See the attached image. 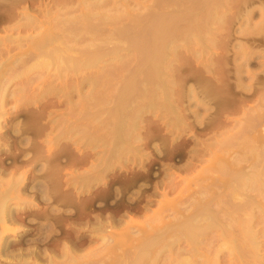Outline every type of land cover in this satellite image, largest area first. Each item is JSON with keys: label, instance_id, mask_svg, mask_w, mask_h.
<instances>
[{"label": "rangeland", "instance_id": "1", "mask_svg": "<svg viewBox=\"0 0 264 264\" xmlns=\"http://www.w3.org/2000/svg\"><path fill=\"white\" fill-rule=\"evenodd\" d=\"M84 1L85 0L83 1L81 0H41V1L40 0H21V1L0 0V20H1L0 38L2 36L7 38L8 36L9 38H7V40L10 41V38H14V40H17L19 36L20 37L23 36L27 38L29 35L34 37L36 35H39L40 32L43 33L44 30L47 32L48 28L52 29L53 32L59 33L60 30H58V26L55 25L54 23L55 20L58 17H60L59 19H65L67 16H71V14L72 15L75 13L76 15L79 14V12L82 11L83 5L82 6L78 5V2L81 4V2ZM96 1L97 0H95L94 2ZM172 1L175 2L176 6L172 5L170 2L168 4L169 5L168 7V5L166 6V3L164 4L162 0H157V1L156 0H127V1L101 0V2L100 0H98L97 2H99L98 3L99 5L103 4V6H105L106 9L107 7L108 9L111 8L113 9L116 7L122 10L126 6L130 12V15H132L133 17H139V16L144 17L142 18V19L146 18L144 22L151 23L155 21L153 19L158 18V15L165 16L166 14L169 15V13L172 15L183 13V11L188 9L187 6L190 3L187 2L189 0L187 1L178 0V2L176 0H172ZM220 1L225 2V4L222 2V5L225 6H221V9H219V11L220 10L221 11L217 12V14L219 15L221 14L219 20L217 17L218 15H216L215 21L214 20L211 21L210 19L204 20L206 22V26L207 25L208 26L205 27L204 25L206 31L202 30L198 34L199 38L198 36L196 37V39L191 37L194 40L190 39L188 40V42H187V38L186 39L184 38L182 40L184 42L186 40L187 42L186 44L188 45L182 43L183 41L181 40L180 41L181 43L179 42L181 44L179 45V48L174 50V51L178 50L175 52L176 55L174 54L175 55L174 56L173 53L170 52L173 62L172 61L170 62L172 67L170 66L171 69V70L169 69L170 71H168L167 68L168 74L166 72L167 74L166 76H168V80H170L171 83H169L168 81L170 85L169 84L167 85V91H165V96L163 97L158 96L160 98L157 97L158 99H155L157 100L156 102L159 105L168 104L169 106H171L169 110L165 109L166 107L163 108L164 107L163 105L159 106L156 102L155 103L157 104V106L155 108L153 106H151L153 108L147 106L148 104L146 105L147 108L146 107L143 108V105L141 106V104L139 107L137 106V108L128 107L130 108L129 110H131V112L127 110L128 114H130L131 116L134 115L131 118L135 122L134 121L131 122H134V126L136 127V128L134 127V129L131 130L133 133L132 132L130 133V129L127 130V132L130 133V135L128 136L130 137L132 134L133 137V138L132 137L129 138L128 143L126 141V138L125 140L123 139L124 141V142L122 141L123 143L114 140L112 141V139H110L112 138L113 133L111 132L109 133V131L113 130V128H111L112 127L111 124L114 123L110 121L109 124V121H107L108 118L106 116L107 112L105 113V110L108 111V108L109 109L112 108L113 102L111 104L109 103L106 105L102 104L101 107L95 106L96 108H94L93 106V109H90L92 107L88 108L87 112L91 114V117L93 119L92 120L93 124L92 121L83 120L84 117L82 115L83 112L85 113L86 111V109L84 110V107H81L79 105H78L79 108L81 107L80 109L78 107H75L80 97H83V95L85 96L88 93L89 85L88 82H85L90 77L89 76L90 74L88 73H87L88 75L86 74L84 76L82 74L76 77L75 75L71 76L70 73L67 74L69 78L64 75L63 76L58 75L60 77L59 78L56 75L57 73L53 75L54 74L53 69L43 71L44 73L43 72L39 73L37 70H32L28 74L26 73L23 74L24 76L23 75L19 77L16 76V78L12 77L13 80H11L12 79L11 78L9 79V82L7 81L6 83H3L4 86H6L8 83L9 84L7 85L6 90L4 89V94L7 95H5L6 97L3 100L6 101L7 103L5 104V106H3L4 108L2 107L3 109L0 108V125H1L0 137H2V139L0 140V163H1L0 189H2L0 193L3 191L4 192L6 191L7 193L9 188L7 189L6 187L10 186V184H14L16 182L14 180L20 179V183L19 185H17L19 187L18 189L20 192L16 193L13 191L15 194L12 192L13 194L11 195L10 193L11 190H9L10 194L5 193V195L8 196L5 198V200L9 198V200L6 201L7 202L9 201L10 204L12 203L11 205H13V202L15 201L14 202L15 204L12 206L13 208L23 206V210L21 209L22 211H19L20 212L18 214L19 221L17 223L19 225L23 224V226H26L25 230L23 229L18 230V228L16 227L17 229L16 233L8 235V238L10 240L16 239L17 237L22 235H24L25 237H34V235L36 236V234L38 233L40 237V235L46 234L49 231V229L45 230L48 228L47 226H45L47 223H43L44 221L42 222L43 219L41 220V218L40 220L37 219L40 222L35 221L36 217L39 216V214H41L45 210L50 208L49 209L50 211L54 212L53 209H55V212L57 213L56 214L54 212L53 214V212H51L50 213L52 214L51 216L57 218V216H60L63 213L62 211L66 209V207L62 206L63 204L62 195L64 194V197L72 195V197L73 196L75 197V200L78 203V208H79L78 210L76 209L77 210L76 213H78V215H75L76 217L72 219L73 223L76 222L75 223L76 227L80 228L81 225L85 227L87 223L86 221L87 219H90V222L94 221L95 220L94 218L101 217V214H103L102 216L104 217V219L115 218L113 220L116 221L113 220L111 221L113 222L112 224L115 223L116 227L118 226L117 227L118 229L114 227L115 229L113 228L112 233L115 234H113L114 236L110 235L114 238V240L113 238L111 239V237L109 236L110 233H108L109 232L108 230L110 228H107V231H105L102 234H100L101 232L100 233L95 232L93 234L94 238L92 243H94L93 244L94 246L92 245V243L90 246L81 245L79 251V253H81L82 251L83 253H86L89 249L90 250L93 249L94 256H96L97 259L100 258L99 256H102L105 259L104 256H106L105 259L106 262L108 264L109 263L112 264L111 262L114 261V258L117 259L118 257H120L121 254L125 252L124 250H129L126 248L133 247L132 244H135L137 242V239L145 236V234L142 233H147L146 231H148L149 233L151 232L150 224L146 225V227L144 226V229L137 227L138 224L137 225L135 224L136 227H132V228L131 226L128 227L129 225L126 226L127 219L129 217L130 218L133 217L132 221L134 220L133 222L135 223L146 224L147 221H149L152 226L158 225L159 215L166 217H173V215L175 214L174 212L176 211L174 207L183 210L184 208H186V206H188L189 203H193L194 199L197 198L202 199L204 196H206V199L207 198L211 199L214 196L213 195L209 196L207 194L210 191L213 193L215 192L216 194L223 192L222 195L226 193L224 196L226 197L227 193L229 192V189H227L226 187L229 188L234 184V183L231 184L232 183L231 178L233 173H235L236 170H238L237 173H239L240 171L239 169H241L242 171V167L247 168V169L243 168L245 172L248 169H250L249 171L253 169L250 168L253 164V163L250 164V161L253 160L252 159L253 154L250 153L257 154L258 151L259 154V152H261V149H264V144H263L264 143V61H263L264 60V55H263L264 54V0H220ZM156 2L159 3L162 2V3L160 4L157 3L158 4L157 6ZM115 4H117V6L114 7L113 5ZM160 6H162V8ZM175 7H177L178 10ZM171 8H173V10ZM149 9L153 12L151 14H153L154 16L150 14L151 11ZM200 10L199 11L196 10L197 11L196 13L199 14V17H201L204 13L202 12L203 9ZM13 12L15 13L14 15ZM57 13L59 15L58 17H57ZM63 14L65 16H63ZM23 16L28 21L29 19L27 17L30 16V22L34 23L33 26L38 25V27L36 26V28L27 29L28 31L26 30V32L24 31L25 29L23 30L13 29L16 25L19 26L30 25L26 19L25 20L28 23L24 20ZM148 16L150 19H152L153 17L155 18H153L152 21L148 19ZM31 19L33 21H31ZM213 21L215 22V24ZM132 26L135 25H130V27ZM136 27L137 26H135V28ZM9 28H11L12 30H10ZM135 28L133 27L131 29L132 30L131 32L133 34L135 33L136 30ZM59 29L61 28L59 27ZM107 30H104V32H106ZM6 38L4 39L1 38L2 40H4L3 43H5ZM29 40L27 39L26 41H23V43H20V48L19 45H17L18 46L17 48L15 44L16 48L15 49L13 48L14 49V51L12 50L13 52L11 51V54L14 55V58L11 59V62H9L10 60H7L6 62L9 63L5 64L6 67L4 66V68H7L8 70L6 69L5 71L6 73L1 70L2 72L0 73L2 74L12 73L13 75L15 74L17 75L16 71L20 67L18 68V65L16 66L14 65L16 62L18 64L22 63V61H20V59L21 60L23 59L21 54H23L26 51L27 53L34 52L31 51L33 49L32 41ZM8 42L6 44L7 46L9 45ZM10 42H13L14 44L15 41L12 40ZM15 43H17V41ZM100 44L102 43L100 42ZM100 44L98 42L99 46H101ZM112 47H114L113 44L108 45V48H112ZM30 48L32 49L30 50ZM94 48L96 49V47ZM5 51L6 50L0 52L1 53L4 52L5 54L6 53ZM101 51L103 53L102 52L99 53L100 54L99 56H102L104 54L102 48ZM1 53H0V57L1 56L3 57L4 54L1 55ZM6 54L3 57V59H1L2 61L4 60L3 62H5L6 60L5 59V57H7ZM32 57L33 56H31V60L30 58L27 57L28 58L27 60L25 59L24 56L23 62L25 60L28 63H30L33 59ZM1 60L0 62L2 63ZM131 62L135 64L134 60L130 61V63ZM25 64L26 63H22L21 67ZM130 65H132V63ZM9 67L12 68L10 72H8L10 69ZM124 72L123 75L128 73V72L127 73ZM235 73H238L240 77L239 75L237 76V74ZM37 75H38L37 78L39 77L41 78L35 79V81H33ZM257 75L259 78L257 77ZM53 76L54 77L57 76L59 79L57 77L53 79L54 78ZM63 77L65 78L62 79ZM81 77L83 80L81 79ZM85 77H87V79H85ZM122 78L119 79L122 80ZM29 79L32 81L30 82ZM0 80H3V76L1 75H0ZM120 80L119 81L118 79L115 81L113 80L115 86L113 84V88L111 87L112 90L110 91H112L111 92L112 94L114 93L113 89L115 90L116 88L119 87L120 83L117 84V82H120ZM193 89L198 91L200 95L194 90L196 92L195 94ZM192 91L194 92V94H192L193 93ZM1 93L2 92H0V94ZM142 94L144 95L145 93ZM188 95L189 97H187ZM192 95L196 98H194ZM201 98L203 100L200 102ZM110 99L111 98H109V100ZM146 100L147 102L145 101V104L149 103V99L147 98ZM148 107L149 109L151 108L152 110L150 109L149 111ZM199 110L200 112L198 113ZM91 112L94 113L93 114L94 116L92 115ZM103 112L105 113V115ZM98 115L100 117L102 116V118H99ZM251 116H254L252 117L253 119L251 118ZM249 117L251 118V120L249 119ZM257 117H259V119ZM97 118L99 120L104 119L103 121L106 120L108 123L100 120L102 122H100L99 124ZM255 118H257L258 120L256 119V121L254 122ZM183 120H185V122ZM246 120H250L251 124L249 123V121ZM107 124L109 126L111 125V127H109ZM248 124L249 126H246ZM250 125L251 126L254 125V126H252V128H248L250 127ZM20 129H23L22 131H24L23 133L20 131L22 134L19 131H17ZM37 129L39 130V132ZM125 129H128V125L127 128ZM83 132L85 133V135ZM239 132H240V136L234 137V135L237 133L239 134ZM227 138L228 139L230 138V143L226 140ZM106 139L107 141L110 140L109 143L105 141ZM223 140H226V142H228L229 145L224 143ZM88 141L91 143H89ZM221 141H223L224 144L221 143ZM215 142L216 144L217 143L218 144L215 145ZM211 144L215 146H211ZM110 145L112 147H110ZM142 152H144L145 154ZM249 156H252L251 160H249L250 159ZM32 159L34 160L31 161ZM200 161L202 162V164ZM189 164L190 167L188 168ZM44 166L47 168H45ZM259 167H260L259 169H261V166ZM187 169H189L190 171ZM6 172L9 173L6 174ZM222 172L225 173L224 176L222 175L221 177V174H223ZM228 173L231 176V178L229 177V175L227 176ZM15 175H17V177ZM14 176L16 177V179H14ZM6 177H8V179ZM223 177H226L228 179L227 180L226 178H224L226 179L227 183L224 182L225 180L223 179ZM1 178L3 179L5 178L4 179L5 181ZM229 178L231 181L229 180ZM172 179L174 180L172 181ZM7 182L10 184H7ZM4 184L5 186H3ZM169 184L170 186L173 185L172 186L173 189L171 190V192H168L165 197L166 200L167 199L168 200L164 201V198L160 197L158 194V191L161 189L159 187L161 186L162 188L163 187L166 188L167 186H169ZM224 184L226 185L225 187L226 189H224L225 186ZM177 185H178V189H177ZM205 191L207 192L205 193ZM251 193H249L250 195L248 196L252 197L255 203H257V205H255L253 210L254 211L253 213H255L254 216L255 219L253 222L254 224H252V229L257 234L256 248L258 249L256 251H257V256L259 257L260 255V257L258 258L259 260L255 259L256 261L255 260L254 261L255 264H261L262 262L264 263V197L259 196L258 193L256 192L252 194ZM25 194H26V198L24 196ZM18 195L21 196L20 198L22 199H20L19 197H18L19 199H16ZM13 197L15 198L12 199ZM30 198L32 200H30ZM175 200L177 203L176 202L174 203ZM28 201L30 202L29 205L27 203ZM145 202L149 205H147ZM79 203H81V205ZM128 203L131 204L129 205ZM30 204L31 205L38 204L39 206L36 205L35 207L38 206L36 209L34 206L30 207ZM26 206L27 208H25ZM157 206L162 207V209L160 208L162 210V211L160 210L162 213L159 211V207ZM156 208L157 210H155ZM156 211H157L156 219L154 218L155 220L153 221L154 222L153 223L149 217L153 216L152 215L153 212ZM67 212L65 214H67ZM128 212L129 214H127ZM77 216H79V219L77 218ZM30 218L34 219L33 221L35 223ZM27 220H31V221H27ZM143 220L145 222H143ZM77 222L78 224L82 222L84 223V225L81 223V225L78 226ZM124 222L126 225L123 224ZM67 224L65 223L63 225L66 227L57 226V224L54 225L52 230L55 231L52 232L55 233L51 235L56 237L57 234L58 235L61 234V231L63 232V229L65 232L68 229ZM112 224H110V226H112ZM122 224L124 226H122ZM135 225L133 224V226ZM82 226L81 228H83ZM138 228H140V232L137 231ZM80 229L79 231H81ZM126 229L129 231H127ZM42 230L44 231V233ZM67 231L70 234L69 232L70 230L68 229ZM103 237L107 239L105 240L103 239ZM108 237H110L109 238L110 240L108 239ZM51 245L52 244H50V246ZM17 247L18 246L15 247L10 246L8 247L6 252L12 253L13 251H15V249H17ZM103 248L104 250H102ZM215 248L217 249V247ZM215 248L213 247L209 248V246H207V248L204 249L203 252L204 253L206 252V255L211 257L213 256L212 255L213 251L216 250ZM222 248L221 250L217 249L219 250L218 252L219 258L217 259L219 263L218 262H213V263L249 264L248 262L245 263L244 259H241L243 260V262L240 261L241 263H239L238 261L240 260V258L238 260V257L235 256L237 255L236 254L237 252L231 254L230 252L231 248L230 249L227 247H224L223 249ZM105 253L106 254L108 253V256ZM233 256H235V258L237 259H235ZM93 258L91 257V259ZM101 258L100 260L98 259L100 262L97 264H101V260L103 263V259ZM233 259L236 261H234ZM92 261L93 262L95 261L94 263L96 264L95 258ZM88 262H90V260ZM106 262L104 261L103 264H107ZM209 262L206 263L205 261L202 263L209 264ZM251 263L254 262L252 261ZM91 264L93 263L91 262ZM158 264L161 263L159 262Z\"/></svg>", "mask_w": 264, "mask_h": 264}, {"label": "bare ground", "instance_id": "2", "mask_svg": "<svg viewBox=\"0 0 264 264\" xmlns=\"http://www.w3.org/2000/svg\"><path fill=\"white\" fill-rule=\"evenodd\" d=\"M3 1H5V0H3ZM81 1H83V0H81ZM94 1L95 0H89V1L85 0L84 2H81V4L78 2V5H81V6L83 5L82 11L79 12V14H77V15H76V13L73 14V15L71 14V16H67L66 15L67 17L65 19H59L60 17H58L59 15L57 13V17L58 18L55 20L54 23H55L56 26H58V30H60L59 33L53 32L52 29L48 28L49 31H48V29H47V32L44 30L43 33L40 32L39 35H36L34 37L33 36H29V35H28L27 38L23 37V36L22 37L19 36L17 38V40H14V38H10V41H12V40L15 41V42L17 41V43L14 42V44H13V42H10L9 40H7V38H9L8 36H7V38L4 37V36L1 37L2 39L6 38L7 41L5 40V43H3L4 40H2L0 38V41H1L2 44L6 45L7 42L9 41L13 45L12 46L9 42H8V44H9L8 46L7 45L6 46L2 45L0 43V48H1L0 51L6 50L5 52L7 53V54L5 53L7 55V57H5V59H6L5 62L7 60H10L9 62H11V59L14 58V55L11 54V51L12 50L14 51V49L16 48L17 45H19V48H20V43H23V41H26L27 39L28 40L30 39L29 41H32L33 49L30 48V50L32 49L31 51H34V52H29V53H27V51H26V52L23 53L24 55L21 54L23 59H24V56H25V59H27V60H28V58H30V60H31V56H33L32 57L33 59H32V61L30 63H28L25 60L23 62V59L22 60L20 59V61H22V63H26L25 65H23L24 67L23 66L21 67L22 63L21 64L19 63L20 64L19 65L16 62L14 66L18 65V68L20 67L19 69H22V70H19V69L17 70L16 69L17 70L16 71L17 75L16 74L13 75L12 73L11 74H9V73L5 74L6 73L5 71H6L7 68H4V66H5V64H7L9 62L5 63V62H3L4 60L3 61L1 60V59H3L5 54H4V52L3 53L0 52L1 55L4 54L3 57L2 56L0 57V60L2 61V63L0 62V72H2V71L5 72L3 74L0 73V75L3 76V80H0V82L2 81L0 83V92H2L0 94V108L5 106V104L7 103L3 99L6 97L5 95H7V94H4V89L6 90L7 85L9 83L6 86H4L3 83H6L7 81L9 82V79H11L12 77L16 78V76L19 77V76H22L25 73L28 74L32 70H37L39 73H41V72L49 70V69H53V71H54L53 75H55L57 73L56 74L57 76L58 75L59 76H63V75L67 76V74L71 73L70 74L71 76L75 75V77H76V76H79V75H82V74L85 76L88 73V74H90L89 75L90 77H89L88 80L85 81V82H88V85H89L88 93L85 96L83 95V97H80V99L78 98L79 100H78V102H77L75 107H78V108H79V106L84 107V110L86 109V111H85V113L83 112V115H82L84 117L83 120L92 121L93 119L91 117V114L89 112H87L88 108L92 107L90 109H93V106H94V108H96L97 106L101 107L102 104L106 105V104H109V103L111 104L113 102L112 103L113 104L112 108H110L111 110L109 108H108V111L105 110V113L107 112L106 116L108 118L107 121H109V124H110V121L112 123H114V124H111L112 127H111V125L109 126L107 124L109 127L113 128V130L111 129L113 132L109 131V133L110 132L113 133L112 138H110V139H112V141L114 140V141L123 143L124 142L123 139L125 140V138H126V141L128 143V140H129L130 137H132V134H131L130 137L128 135H130V133L132 132L131 130H133L134 127H135L134 126V122L135 121L132 120V118H131L134 115L131 116L130 114H128L127 110L130 109L128 107L137 108V106L139 107L140 104H141V106L143 105V108H145L147 104H148L147 106H150V107L153 106L154 108L157 106L158 103L156 102L157 100H155V99L160 98L158 96H162V97L165 96V91H167V85L169 83H171L170 80H168V76H166L168 74L167 68H168V71L171 70L170 69V66H171L170 62L172 61V56H171L170 52L173 53V55H174L175 52L178 51V50H176V51H174V50L179 48V45H181L180 41L182 39H184V38L186 39L187 38V42H188V40L192 39L191 37L196 39V37L198 36V34L202 30L206 31L205 27H207L208 25L206 26V22L204 20L210 19L211 21L212 20L215 21L216 15H218L217 17H218V20H219L221 14L219 15V14H217V12L219 11V9H221V6H225V5H222L223 1L221 2L220 0H189V1L186 0L188 3L189 2L190 3L187 6L188 9L183 11V13H179L177 15L176 14L172 15V14L169 13V15L166 14L165 16L164 15H160V16L158 15V18H155V17H153L155 19L152 18L155 21L150 19L149 16H148V19L152 20L153 22L146 23V22H144L146 20V18L142 19L144 17H141V16L133 17L132 15H130V12H129V10H128V8L126 6L122 10H120V9L115 7V6H117V4H115V5H113L115 8L108 9V7H107V9H106V7L103 6V4H102L103 2L101 3L102 5H99L98 4L99 2H97L98 0L96 1L97 3L94 2ZM176 1L178 2V0H176ZM100 2H101V0H100ZM162 2L164 4L166 3V6L170 2H171L172 5H175V2L172 1V0L171 1L170 0H162ZM162 2H160V3H162ZM157 3L160 4L159 2H156L157 6H158ZM223 3L225 4V2H223ZM101 6H103V7H101ZM183 6H185V5H183ZM160 7L162 8V6H160ZM168 7H169V5H168ZM177 7H178V5H177ZM177 7H175V8L177 9ZM144 8H146V7H144ZM182 8H184V7H182ZM39 9H40V6H39ZM171 9L173 10V8H171ZM200 9H203L202 12H204L202 16H201V13H200L201 17H199V14L196 13L197 12L196 10L199 11ZM143 12H145V11H143ZM151 13H153V12L151 11L150 14ZM160 13H161V11H160ZM14 14L15 13L13 12V15ZM54 14H55V12H54ZM155 14H157V13H155ZM151 15L154 16L153 14H151ZM63 16H65V15L63 14ZM11 17H13V16H11ZM20 18H22V17H20ZM27 18L29 19V21L25 17H24V20L26 19L29 22L30 25H20V26L16 25L13 29H15V30H17V29H21V30L25 29L24 31L26 32L27 29L36 28V26L38 27V25H36V26L34 25L35 26L34 27L33 26L34 23L30 22V16L27 17ZM14 19H15V17H14ZM31 21H33V20L31 19ZM35 21H36V19H35ZM211 23H210V25H211ZM36 24H38V23H36ZM214 24H215V22H214ZM130 25H135L137 27L136 28H135V26L130 27ZM204 25H205V27H204ZM8 26H10V25H8ZM109 26H110V28H109ZM53 27H55V26H53ZM59 27L61 29H59ZM133 27L136 29L134 34L131 32L132 31L131 29ZM9 29L12 30L11 28H9ZM58 30H56V31H58ZM104 30H107V31L104 32ZM207 30H208V28H207ZM186 35L188 37L189 36L190 37L188 38ZM198 38H199V36H198ZM18 39H19V41H18ZM194 39H192V40H194ZM82 40H84V41H82ZM199 41H197V42H199ZM98 42H99V44L101 42L102 44H100V45L101 46L104 45V46H102V47L99 46ZM187 42L185 40V42L183 41L182 43H185V45H188V44H186ZM15 44H16V46H15ZM110 44H113L114 47L108 48V45H110ZM97 45H98V48H97ZM9 46H11L12 48L9 47ZM182 46H183V44H182ZM94 47H96V49ZM17 48H18V46H17ZM101 48L103 49L104 54L102 56H99L100 55L99 53L102 52ZM99 50H100V52H99ZM259 57H261V56H259ZM133 60H134L135 64H133V62H131L132 65H130L131 64L130 61H133ZM11 65H9V66H11ZM235 65H237V64H235ZM240 67H241V65H240ZM9 68L10 69H9L8 72H10L11 69H12L11 67H9ZM13 72H14V70H13ZM123 72L124 73L128 72L127 73L128 75L127 74L123 75ZM166 72H167V74H166ZM235 74H237V76L239 75L238 73H235ZM38 75L36 76V78H34L33 81H35V79H40L41 78V77L37 78ZM57 76H55V77L53 76L54 78L53 77L52 78L55 79ZM121 76L122 77L125 76V77L122 78ZM48 77H50V76H48ZM239 77H240V75H239ZM239 77H238V79H239ZM250 77H252V76H250ZM257 77H258V75H257ZM64 78L65 77H63L62 79H64ZM119 78L120 79L122 78V80H120ZM255 78H256V76H255ZM81 79H82V77H81ZM85 79H87V77H85ZM117 79H118V81L120 80V82H117V84L120 83V85H119L118 88L115 89L116 91L113 89L114 93L112 94L111 93L112 91H110V90H112L113 84L115 86V83H113V80L115 81ZM11 80H13V78ZM31 81L32 80H30V82ZM63 81H65V80H63ZM67 81H68V79H67ZM168 81H169V83H168ZM24 83H25V81H24ZM23 85H25V84H23ZM75 87H76V85H75ZM171 87H173V86H171ZM71 88H72V86H71ZM194 90L195 89H193V91ZM194 92L192 94H194ZM196 92L198 93V91H196ZM196 92H195V94H196ZM142 93H145V94L143 95ZM35 94H36V92H35ZM246 94H249V93H246ZM187 97H189V95ZM109 98H111V99L109 100ZM147 98L149 99V103L145 104V101L147 102V100H146ZM194 98H196V97H194ZM202 98H201L200 102L203 100ZM187 99H189V98H187ZM29 100H31V99H29ZM108 100H109V102H108ZM158 102H159V100H158ZM71 103H72V101H71ZM206 104H207V102H206ZM162 105L164 106L163 108L166 107L165 109H168V110L171 107L168 104H165L166 106L164 104H162ZM162 105H159V106H162ZM153 107H151V108H153ZM206 107H208V106H206ZM148 109H149V107H148ZM150 109H149V111H150ZM82 110H83V108H82ZM129 111L131 112V110H129ZM195 111H196V109H195ZM205 111H206V109H205ZM167 112H170V111H167ZM199 112H200V110L198 111V113ZM105 113H104V115H105ZM93 114L94 113H92V115ZM132 114H133V112H132ZM1 115H3V114H1ZM252 117H254V116H251V118ZM93 118H96V117H93ZM99 118H102V116L101 117L99 116ZM251 118L249 117L250 120H251ZM257 118L259 119V117H257ZM257 118H255L254 122L256 121ZM100 120H102V119H100ZM100 120L98 119L99 124L104 119L102 121H100ZM185 120H183V121L185 122ZM250 120H246V121H249V123L251 124ZM107 121L105 120L103 122H107ZM129 121H130V123H129ZM131 121H134V122H131ZM94 122H96V121H94ZM254 122H252V123H254ZM174 123H175V121H174ZM178 123H179V120H178ZM92 124H93V121H92ZM127 125H128V129H125V128H127ZM246 126H249V124L246 125ZM252 126H254V125H252ZM252 126L250 125V127H248V128H252ZM129 129H130V133L127 132V130H129ZM0 130H1V127H0ZM22 130L23 129H20V130H17V131H19V132L21 131L23 133L24 131H22ZM108 130H110V129H108ZM174 130H176V129H174ZM25 132H26V130H25ZM27 132H28V129H27ZM38 132H39V130H38ZM240 132H242V131H240ZM240 132H239V134L237 133L238 135L235 134L234 137L235 136L236 137L240 136ZM0 135H1V133H0ZM84 135H85V133H84ZM1 139H2V137H0V140ZM28 139H29V136H28ZM134 140H135V138H134ZM226 140L230 143V138L229 139L227 138ZM226 140H223L224 143L229 145V143L226 142ZM90 141H92V140H90ZM105 141H107V139ZM109 141H107V142L109 143ZM223 141H221V143H223ZM89 143H91V142H89ZM213 144H211V146H215L218 143L216 144V142H215V145H213ZM218 146H220V145H218ZM110 147H112V146L110 145ZM116 147H117V145H116ZM141 147H143V146H141ZM118 151H119V149H118ZM142 151H144V150H142ZM138 153H139V151H138ZM142 153H144V152H142ZM250 154H253L252 155L253 157L249 156L250 157L249 160H251V157L253 159V160L250 161V164L253 163L252 166L250 167L251 169L253 168L251 171H249L250 169H248L245 172V170H243V168H246V167H242V171H241V169H239L241 172L239 171V173H237L238 170H236V172L233 173V175L231 174L232 178L229 175L230 172L227 174V176L229 175V177L232 179V181H231L230 178H229V180L232 182L231 184H233V183L234 184L231 187H229V188L226 187V185L224 184L225 185L224 189H226V188L229 189V192L227 193L226 197H224L226 193H224L222 195L223 192L219 193V194L218 193L216 194L214 192L216 194L215 195L213 192L210 191L207 194L209 196L213 195L214 196L213 198H211V199L207 198L206 199V196H204L205 198L203 197L202 199H200V198L194 199L193 203H189L188 206H186V208H184L183 210H180V208L177 209L176 207H174L176 209V211L174 212L175 214L173 213L174 214L173 217H166V216L159 215L158 216L159 217V219H158V221H159L158 223L159 224L155 225V226H152L149 221H147L146 224L135 223V222H133L134 220L132 221L133 217H131V218L129 217L130 219L129 218L127 219V223H126L127 225L125 224L126 221L123 224H125L126 226L129 225L128 227L131 226V228L132 227H136V225L138 224L139 226L137 225V227H140L141 229H144V226L146 227V225L150 224V231L152 233L151 232L149 233L148 231H146L147 233H142V234H145V236L140 237L139 239H137V242L135 241L136 243L132 244L133 247L126 248V249H129V250H124L123 249L125 252H123V253L121 252L122 253L121 256L118 257V258L116 257L117 259L114 258V261L115 260L116 261L115 262L112 261L111 263L112 264H158L160 262L162 264V262H163V264H204L202 262L206 261V263H207V262L211 261V262H209V264L210 263L212 264L213 262H218L217 259L219 258L218 257L219 250H217V249L221 250L222 247L223 248L227 247L229 249L231 248L230 249L231 250L230 251L231 254L232 253L234 254V253L237 252L236 253L237 255H235V256L238 257V260L240 258V260L238 261L239 263H241L240 261L243 262V260H241V259H244L245 263L248 262L249 264H255V261L259 260L258 258L260 257V255H259V257L257 256V251H256L258 249V248H256V245H257V243H256L257 242L256 241L257 234L252 229V224H254L253 222H254V219H255V217H254L255 213H253L254 212L253 210H254L255 205H257V203H255L253 198L249 197L248 195H250L249 193H251V192L252 193L256 192V193H258L259 196L264 197V149H261V152H259V154H258V151H257V154H254V153H250ZM33 158H35V157H33ZM141 158H142V156H141ZM33 160L34 159H32L31 161H33ZM238 160H239V158H238ZM47 162H48V160H47ZM187 163H189V162H187ZM201 164H202V162H201ZM19 166H21V165H19ZM192 166H194V165H192ZM256 166H258V167H256ZM259 166H261V169H259L260 168ZM189 167H190V164H189L188 168ZM45 168H47V167H45ZM187 170H189V169H187ZM221 171H220V173H221ZM85 172H87V171H85ZM8 173L6 172V174H8ZM11 173H12V171H11ZM222 173L223 174H221V177H222V175L224 176L225 172H222ZM180 174H181V172H180ZM200 174H201V172H200ZM234 174H236V175H234ZM17 175H20V174H17ZM17 175H15V176L17 177ZM75 175H77V174H75ZM174 175H175V173H174ZM15 176H14V179H16ZM225 176H226V174H225ZM6 178L8 179V177H6ZM20 178H22V177H20ZM224 178H226V177H223V179ZM1 179H3V178H1ZM7 179H6V181H7ZM198 179H200V178H198ZM226 179H224L225 180L224 182H226ZM173 180L174 179H172V181ZM14 181H16L14 184H10V183L7 182V184H10V186L6 187L7 189L9 188L7 193H9V190H11L10 191L11 195L14 192H16V193L20 192L19 189H18L19 187L17 186L20 183V179L19 180L17 179V180H14ZM230 181H228V182H230ZM10 182H13V181H10ZM177 182H178V180H177ZM170 184L167 187L165 186L166 188H164V187L162 188L161 186L159 187L161 189L158 191V194H159L160 197L164 198V201L166 200L165 197H166L167 193L171 192V190L173 189L172 188L173 185L170 186ZM165 185H167V184H165ZM3 186H5V184ZM163 186H164V184H163ZM227 186H228V184H227ZM159 188H157V189H159ZM177 189H178V185H177ZM1 190L2 189H0V191ZM34 191H36V190H34ZM206 192L207 191H205V193ZM5 193H6V191L5 192L3 191V192L0 193V264H82V262H83V264L84 263H86V264L90 263L91 264V262L93 264H95L94 263L95 261L94 262L92 261L94 258H95L96 264H97V263L100 262L99 260H100V258L102 256H99L100 258H98L99 259L98 260L96 258V256H94L93 249L90 250L89 248H88L89 250L86 253H83L82 250H81L82 252L79 253L81 245L82 246L83 245H85V246L89 245L90 246L92 241H93V238H94L93 234L95 232H97V233L101 232L100 234H102L105 231H107V228H110L108 230L109 231L108 233H110L109 234V236H110V235L115 234V233H112L114 227L116 229H118L117 228L118 226L116 227L115 223L112 224L113 222L111 221V220H113L115 218H111V219L107 218L108 219L107 220V219H104V217L102 216L103 214H101V217H99V218H94L95 220L91 221V222H90V219H87L86 220L87 223H86L85 227H83L81 225L82 222L79 223V224L77 222L78 226L81 225L84 229L81 228V226H80L81 229L79 227H76L75 226L76 222L73 223L72 219H74L76 217L75 215H78V213H76V211L79 209L78 208V203L76 202L74 196H73L74 197V199H73L72 195H69L67 193L69 196H65V197H64V194L63 195L61 194L63 196V200H62L63 204H62V206L66 207V209H64V211H62L63 212L62 214L60 213L61 214L60 216H57V218L56 217L55 218L52 217L51 216L52 214H50V213L53 212V211H50L49 210L50 208H49L47 210L44 209L45 211L42 212L41 214H39V216L36 217L35 221H39L40 218H41V220L43 219L42 222L44 221L43 223H47L45 226H47L48 228L47 229L44 228V229L45 230L49 229V231L46 234L40 235V237H39L38 233L37 234L35 233L36 236L34 235V237H25L24 235H22V236L17 237L16 239L10 240L8 238V235L9 234H15L16 230H17L16 227L18 228V230L19 229L20 230H22V229L25 230L26 226H23V224L19 225L17 223L19 221V217H18V214L20 213L19 211L23 210V206L22 207L19 206L20 208L19 207L13 208L12 206L15 204L14 203L15 201L13 202V205H11L12 203L10 204L9 201L7 202L6 200H9V198L5 200V198L8 197L7 195H5ZM72 193H73V191H72ZM77 193H79V192H77ZM29 195H31V194H29ZM65 195H66V193H65ZM24 196L26 198V194ZM18 197L20 198L21 196L18 195L16 197V199H19ZM92 197H93V195H92ZM14 198L15 197H13L12 199H14ZM20 199H22V198H20ZM203 199H206V200H203ZM30 200H32V199L30 198ZM175 202H176V200L174 201V203ZM27 203L29 205L30 202L28 201ZM31 204H30V207L31 206L35 207L36 205H38V204H35V205L34 204L31 205ZM79 204L81 205V203H79ZM133 204H135V203H133ZM147 205H149V204H147ZM184 205H185V203H184ZM175 206H177V205H175ZM37 207H35V208L37 209ZM157 207H159V211L162 209V207H160V206H157ZM25 208H27V206ZM51 208H52V206H51ZM53 210L55 212V209H53ZM155 210H157V208ZM54 212H53V214H54ZM66 212H67V214H65ZM127 214H129V212ZM156 214H157V211L153 212V214H152L153 216L149 217L150 220H152V222L156 219ZM164 215H165V212H164ZM24 216H25V214H24ZM79 216H77L78 219H79ZM107 217H109V216H107ZM143 217H145V216H143ZM37 219H39V220H37ZM31 220L33 221L34 219H31ZM31 220H27V221H31ZM113 221H116V220H113ZM143 222H145V221L143 220ZM65 223L66 224L68 223L67 225H68V229L70 230L69 231L70 234L68 233V231H67L68 229L66 228L67 230L65 232H64V229H63V232L61 231V234L60 235L57 234L58 236L56 235V237L51 235V234L55 233V232L54 233L52 232V231H55V230H52L54 225L57 224V226H63ZM120 223H122V222H120ZM129 223L130 224L132 223V224L130 225ZM82 224L84 225V223H82ZM110 224H112V226H110ZM123 224H122V226H124ZM133 224L134 225L136 224V225L133 226ZM43 226H44V224H43ZM119 226H121V225H119ZM63 227H66V226H63ZM253 227H255V226H253ZM140 228H138L137 231L140 232ZM236 228H238L239 230L236 229ZM79 229L81 231H79ZM123 230H125V229H123ZM127 231H129V230H127ZM43 233H44V231H43ZM110 237H111V239L113 238L112 236H110ZM110 237H108V239ZM103 239L106 240L107 238L103 237ZM103 239H101V240H103ZM113 240H114V238H113ZM82 241H84V242H82ZM108 243H110V242H108ZM50 244H52V245L50 246ZM93 244L94 243H92V245ZM132 245H129V246H132ZM134 245H135V248H134ZM10 246L11 247L12 246H14V247L18 246V247L12 253H7L6 251H7L8 247H10ZM207 246H209V248L210 247H213V248L217 247V249L215 248L216 250H214L213 253H212V255L214 257L213 256L209 257L208 255H206V252L205 253L203 252L204 249L207 248ZM260 246H262V245H260ZM260 246H257V247H260ZM106 247H108V246H106ZM96 249H98V248H96ZM102 250H104V248ZM106 250H107V248H106ZM91 251H92L93 254L91 253ZM214 252H216V253H214ZM95 253H96V251H95ZM96 255H97V253H96ZM106 255L108 256V253ZM93 256H94V258H93ZM235 256H233V257L235 258ZM91 257L93 259H91ZM104 257L106 259V256H104ZM101 259H103V263H104V261L106 262V260L103 257ZM235 259H237V258H235ZM89 260H90V262H88ZM234 261H236V260H234ZM252 261L254 263H251ZM231 262H232V260H231ZM238 262H236V263H238ZM103 263H102V260H101V264H103ZM213 264H215V263H213Z\"/></svg>", "mask_w": 264, "mask_h": 264}]
</instances>
